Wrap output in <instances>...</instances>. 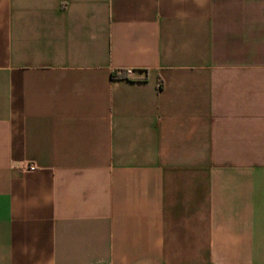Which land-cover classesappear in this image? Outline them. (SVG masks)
I'll return each mask as SVG.
<instances>
[{
    "label": "crops",
    "instance_id": "crops-1",
    "mask_svg": "<svg viewBox=\"0 0 264 264\" xmlns=\"http://www.w3.org/2000/svg\"><path fill=\"white\" fill-rule=\"evenodd\" d=\"M0 264H264V0H0Z\"/></svg>",
    "mask_w": 264,
    "mask_h": 264
},
{
    "label": "built area",
    "instance_id": "built-area-1",
    "mask_svg": "<svg viewBox=\"0 0 264 264\" xmlns=\"http://www.w3.org/2000/svg\"><path fill=\"white\" fill-rule=\"evenodd\" d=\"M29 169H30V170H33V169H34V167H33V166H30V167H29Z\"/></svg>",
    "mask_w": 264,
    "mask_h": 264
},
{
    "label": "trees",
    "instance_id": "trees-1",
    "mask_svg": "<svg viewBox=\"0 0 264 264\" xmlns=\"http://www.w3.org/2000/svg\"><path fill=\"white\" fill-rule=\"evenodd\" d=\"M116 74H112V76H115Z\"/></svg>",
    "mask_w": 264,
    "mask_h": 264
}]
</instances>
